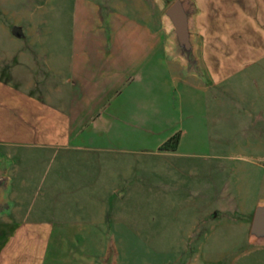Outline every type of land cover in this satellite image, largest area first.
Returning <instances> with one entry per match:
<instances>
[{"label": "rangeland", "instance_id": "rangeland-1", "mask_svg": "<svg viewBox=\"0 0 264 264\" xmlns=\"http://www.w3.org/2000/svg\"><path fill=\"white\" fill-rule=\"evenodd\" d=\"M171 1L0 0V70L20 72L26 65L37 76L46 71L42 94L62 108L65 79L82 69L80 50L102 49V63L110 65L97 78L105 108L97 121L92 109H75L71 122L72 145L101 149L85 151L91 165L85 180L73 183L83 188L81 202L66 201L107 208L102 233L112 232L118 264H264V245L251 244L247 233L255 202L264 198V123L250 128L252 119L236 126L234 120H213L220 106L232 105L230 97L258 95L250 77L260 71L218 86L183 77L157 36L158 17ZM14 27L21 29L20 38L13 36ZM163 29L168 44L170 33ZM85 53L91 67L83 69L94 73L97 55ZM174 134L178 150L159 151ZM13 152L32 194L65 189V171L56 165L60 155L37 148ZM215 154L221 157L212 159ZM0 165L8 170L11 195L19 188L11 160ZM124 180L133 181L127 194L110 196ZM211 194L221 196L214 206L223 214L201 220ZM77 243L65 250L75 252L80 264H99L98 246Z\"/></svg>", "mask_w": 264, "mask_h": 264}, {"label": "crops", "instance_id": "crops-1", "mask_svg": "<svg viewBox=\"0 0 264 264\" xmlns=\"http://www.w3.org/2000/svg\"><path fill=\"white\" fill-rule=\"evenodd\" d=\"M189 1L194 10L193 35L201 75L186 73L185 65L177 60L182 76L194 77L206 86H218L242 72L260 71L256 77H250L258 95L230 97L232 105L220 106L218 111H214L213 120H221L227 125L234 120L236 126L252 119L250 128H255L259 122L264 123V87L260 88L264 84V0ZM163 11L158 17L162 28L157 36L161 35L166 51L167 37L161 22ZM85 52L97 55L92 64L97 68L94 73L83 69V65L90 66L84 56L88 53ZM85 52L81 49L78 57L82 69H77L70 78L65 79V99L62 98L65 106L62 108L51 104L47 96L42 94L46 71L37 76L26 65L20 72L16 67L1 66L0 71L4 69L5 72L0 76V163L4 158L11 160L12 168L9 171L13 170L19 188L13 194L8 195L6 192L3 196L8 208L0 213V264H80L75 252L65 250L67 245L77 242L82 246H98L100 253L96 262L101 264L100 259L106 249V235L110 231L107 230L105 235L102 233L103 227L109 223L107 208H102V204L86 208L77 204L69 205L66 201L72 198L81 202L80 190L83 188L73 183L84 181L85 167L91 165L85 151L101 149L71 144V122L75 109L82 112L87 108L92 109V117L96 120L105 108L99 88L101 83L97 82V78L110 65L102 63V49L92 48ZM105 61L109 63L111 59ZM107 85H112L111 79ZM178 147L179 143L176 150ZM21 148L46 149L56 156L60 155L56 165L65 171L60 174V178L65 180V189L59 190V187L54 186L38 194L26 189L24 181L27 177L20 171L22 161L14 157L13 152ZM219 157L217 154L212 155L215 160ZM259 159L264 160V157ZM7 173L6 169L5 175L11 181ZM124 181L110 196L114 194L123 198L127 194L133 181ZM220 198L218 194H211V206L206 207L208 209L205 211L201 209V220L223 214L214 206ZM37 199H45V204L38 205ZM262 203L264 198H259L255 208ZM103 243L104 250L101 248Z\"/></svg>", "mask_w": 264, "mask_h": 264}, {"label": "water", "instance_id": "water-1", "mask_svg": "<svg viewBox=\"0 0 264 264\" xmlns=\"http://www.w3.org/2000/svg\"><path fill=\"white\" fill-rule=\"evenodd\" d=\"M194 10L189 0H173L161 15L162 26L168 28L170 37L166 44V52L173 59L183 63L186 73L201 75L198 58L196 56V44L194 42V29L192 24ZM13 36L20 38L21 29L14 27ZM0 165V213L8 208V204L3 201V196L8 189V178ZM248 239L251 244L264 245V203L256 206L250 228ZM115 240L111 231L106 235V249L101 257V264H118Z\"/></svg>", "mask_w": 264, "mask_h": 264}, {"label": "trees", "instance_id": "trees-1", "mask_svg": "<svg viewBox=\"0 0 264 264\" xmlns=\"http://www.w3.org/2000/svg\"><path fill=\"white\" fill-rule=\"evenodd\" d=\"M179 143V134H175L167 139L160 147L159 151H175Z\"/></svg>", "mask_w": 264, "mask_h": 264}, {"label": "flooded vegetation", "instance_id": "flooded-vegetation-1", "mask_svg": "<svg viewBox=\"0 0 264 264\" xmlns=\"http://www.w3.org/2000/svg\"><path fill=\"white\" fill-rule=\"evenodd\" d=\"M172 1H173V0H172ZM172 1H171V2H172ZM158 23H159V25H160V26H159V31H160V29H161V24H160V21H159V20H158Z\"/></svg>", "mask_w": 264, "mask_h": 264}]
</instances>
